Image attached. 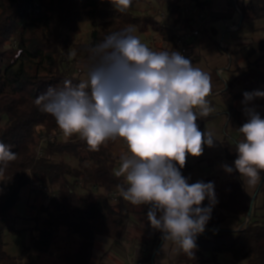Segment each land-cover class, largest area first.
<instances>
[{
    "label": "trees",
    "instance_id": "1",
    "mask_svg": "<svg viewBox=\"0 0 264 264\" xmlns=\"http://www.w3.org/2000/svg\"><path fill=\"white\" fill-rule=\"evenodd\" d=\"M140 1L146 0H133ZM163 1L172 11L182 13L186 27L172 29L152 16L138 17L129 10L117 12L109 0H0V142L10 145L17 154L15 160L0 164V179L4 183L0 190V264H19L30 251L37 252L29 256L37 262L41 253L49 252L56 233L63 227L82 239L75 252L61 257L63 264H91L98 234L116 239L130 237L128 218L147 216L149 206H134L125 200L113 203L108 197L109 191L124 183L123 176L115 174L121 155H114L107 141L98 150H91L80 137L60 140L56 121L35 100L50 86L60 88L66 79L73 83L80 79L71 66L72 48L78 54L89 56L90 49L106 36L133 25L141 32L151 26L175 44L182 32L192 28L193 18L184 14L179 0ZM189 1L196 9L208 12L209 1ZM238 7L243 19L264 18V0H241ZM84 21L94 24L92 40L75 44V33ZM245 48V57L251 59L257 52H264V41L249 43ZM261 59L260 56L255 64L238 68V78L251 74L256 76L254 87L264 84V71L252 66H258ZM231 85L227 84L224 92L225 112L230 116L229 122L238 129L247 116L243 118L238 112L241 93ZM256 111L264 118L263 105ZM213 117L209 114L202 120L206 122ZM43 133H52L54 138L42 146L43 154L39 156L37 137ZM224 144L226 158L235 160L237 143L225 140ZM62 154L77 158L79 166L53 159ZM189 168L185 163L180 170ZM34 180L47 188L49 198L32 218L38 234L31 237L30 244L23 247L19 256H13L4 249L6 233L15 230L11 211L20 202L22 189ZM78 187L89 194L79 195ZM228 187L226 197L212 209L207 232L196 237L195 259L182 256L186 264H205L208 251L213 255L228 252L243 264H264V179L253 194L247 191L243 181L233 180ZM208 203L205 199L202 206L207 207ZM230 215L243 216L244 220L235 229L223 227ZM161 236L156 230L146 242H140L139 235L136 236L135 243L147 244L141 256L147 264H152L153 255L163 242Z\"/></svg>",
    "mask_w": 264,
    "mask_h": 264
},
{
    "label": "clouds",
    "instance_id": "2",
    "mask_svg": "<svg viewBox=\"0 0 264 264\" xmlns=\"http://www.w3.org/2000/svg\"><path fill=\"white\" fill-rule=\"evenodd\" d=\"M126 12L133 0H109ZM132 26L113 32L90 49L85 75L49 87L35 104L50 114L65 137L78 136L91 150L121 138L127 147L116 176L120 196L134 206H149L147 219L162 233L165 245L195 259L196 237L205 231L217 197L213 182L189 184L181 170L188 155L199 157L216 139L202 132L198 117L211 112L207 100L210 76L179 51H155L134 35ZM243 103L264 98V91L245 92ZM247 120L238 128L234 167L252 186L264 177V118L245 108ZM11 146L0 142V164L16 159ZM177 165L179 167H177ZM208 200V206L202 204Z\"/></svg>",
    "mask_w": 264,
    "mask_h": 264
},
{
    "label": "rangeland",
    "instance_id": "3",
    "mask_svg": "<svg viewBox=\"0 0 264 264\" xmlns=\"http://www.w3.org/2000/svg\"><path fill=\"white\" fill-rule=\"evenodd\" d=\"M238 3H240L241 0H236ZM229 2L232 5V2L229 0ZM134 2L132 3V6L128 9L131 12H133L136 16H140L143 12H137L134 10ZM206 15H208V12H206ZM215 15L220 17H225V19H217L214 21V25L219 31L218 35V42L220 43L223 41L226 45L229 42H236L240 44L249 45V43H255L258 41H264V18L260 19H252L250 17H246L243 19V16H241L240 13L235 11L234 8L231 10H223V9H217L215 11ZM236 25V27L234 26ZM135 31L134 35L138 36L139 38L142 37L143 34H140L138 32L137 26L133 25ZM94 30V24L90 21H84L79 25L78 31L75 33V44H85L89 43L92 40L91 34ZM70 60L73 61L72 65L74 67V75L78 76L77 73H82L84 68L83 66L88 63V55H85L84 53L78 54L76 51H74V48L70 51ZM262 51L257 52L255 56L253 57L252 63H249V59L245 57V52H242L243 58L241 67H247L251 64H255V61L257 57H260ZM264 53V52H262ZM242 56L241 54H239ZM235 57V63L238 64L237 56ZM264 55V54H263ZM239 56V57H240ZM257 56V57H256ZM261 60L259 62V65L255 66L252 65L253 68H259L260 70L264 71V57L261 55ZM78 70V71H77ZM81 70V72H79ZM85 75V74H82ZM256 83V76L254 75H248L243 78V81L238 88H236L234 91L240 92L241 97L238 99V101L244 100V93L245 92H254L257 91V87H254ZM254 87V88H253ZM252 88V89H251ZM260 100V102H258ZM258 102V103H256ZM256 102L248 103L247 106H245L243 109V113L245 112V108H258L260 106H264V98H258ZM221 110L220 107L216 106L214 109L215 115H222L219 113ZM219 124V121H216V123H211L209 125H206L205 127H202L200 129L202 132L209 131L214 135V138L216 139L215 144L213 147H208L207 145L204 146L203 154L199 157H193L191 155H188L186 160L188 165L190 166L189 169L182 170V175L188 179V183L192 184L197 181H203L205 183L207 182H213L214 188H215V194L217 197V203L220 202L221 199L225 198L228 192L230 191V187H228V184L232 182L233 180H239L240 179L239 173L236 171H233L232 174H228L224 171V165L233 166L234 167V159L229 160L226 158V151L225 146L222 142V140H228L230 143L236 142L238 143L240 140L243 139V136L239 133L238 129H236L232 123L229 121L227 122L225 120V123ZM0 126H2V123H0ZM220 128H222L225 131L220 132ZM223 135V136H222ZM59 139H63V137L58 136ZM78 136H71L66 137L67 139H75ZM40 136L37 137L38 145L40 143ZM46 142H43V146H45ZM107 147L113 152L114 155H121L124 154V141L121 138L116 139H110L107 141ZM56 161H66L73 167L79 166L78 165V159L72 157L69 154H62V155H56L53 157ZM88 164V162H86ZM262 176V173H261ZM41 183L39 181L34 180V182L22 189L21 191V200L18 202L14 208L11 211V214L14 217V223L17 225V227H20L21 223L27 222V218L29 216H36L39 214L40 206L47 203V200L49 198V193L47 190H43L41 188ZM4 186V183L0 179V190ZM256 190V185H252L249 189V193L253 194ZM77 193L81 196H87L89 192L84 191L81 188H77ZM32 213V214H31ZM244 217L243 216H237V215H230L227 221L222 224L223 227L235 229L243 222ZM138 225H140L138 228V232L143 234L142 240L143 241H149L150 235H152L153 229L148 221V219L144 220H136ZM132 222V221H131ZM134 223V221L132 222ZM137 227V226H136ZM135 226L130 227L129 230L131 234L135 233L136 230ZM207 232V227L205 228V231L202 234H205ZM201 235V234H200ZM5 250L8 253H11L13 255H19L22 250L23 244L27 243L30 240V234L26 230H22V232L19 233H6L5 236ZM82 242V239L80 236H77L76 234H70L67 231V228L63 227L60 228L59 231L55 235V240L51 246L50 252L48 255L55 258L54 264H63V261L61 260V257H63L68 252H75L78 247L80 246ZM117 248L119 249L118 257L122 258V260L116 259L117 262L123 264L126 263L125 261H129L132 264H137L138 259L142 262H145L141 257H134L129 256L127 258V254L120 250L119 244H116ZM164 256H157L154 261V264H177V261L183 256V254L177 255L176 253L170 252L169 254H166L165 251H163ZM205 258L208 260L205 264H243V262L235 261L231 254L228 252H222L217 253L213 255V252L208 251L205 253ZM178 264H186L183 262H180Z\"/></svg>",
    "mask_w": 264,
    "mask_h": 264
},
{
    "label": "crops",
    "instance_id": "4",
    "mask_svg": "<svg viewBox=\"0 0 264 264\" xmlns=\"http://www.w3.org/2000/svg\"><path fill=\"white\" fill-rule=\"evenodd\" d=\"M230 1L232 2V5L229 2V0H211L209 2L210 5L207 8L208 17H209L208 24L206 25L205 28H203V30L201 31L202 33L198 37H193L190 40L191 49H190L189 60L195 67L200 68L202 71H204L210 76V84H211V91L207 97V100L209 102V107L211 108V112L209 114H211L214 117L206 122H203L202 117H198L196 122H197L199 129H202V127H205L206 125H209L211 123H216V121H219V124H221L220 125L221 127L222 124L225 123V120L227 122L229 121L230 116H228V114L225 112L227 106H226V102L224 101V92L226 89H228L227 84L229 83L232 84L231 87L233 90H235L236 88H238L237 86L241 84V82L243 81V78L248 76L246 75V76L238 78L239 73H237L236 71L238 68L244 67V66L241 67L242 63L240 62H242L241 58H243L242 52L246 53L245 47L247 45L232 42V41L226 45L223 41L219 43L218 38H217L219 35V31L215 27L214 21L220 18L225 19V17H220V16L215 15V11L217 9H223V10L227 9L229 11L232 8H234L235 11L240 13V11H238L239 9L238 4L240 3L236 2V0H230ZM134 6H135L134 7L135 11L140 12V13L143 12L138 17L152 16L154 17V20L160 21L166 27L172 28V29H177L179 27L181 28L186 27V21H185V18H183L182 13L172 11L171 7L167 5L163 0L162 1L146 0V1L134 2ZM234 26L236 27V25ZM138 32L140 34H143L142 37L139 38L141 42L145 43L152 50L168 51L169 53L176 50L175 44L172 41L166 40L160 32H158L151 26L142 32L138 29ZM236 54L242 55V56L239 55L240 57L237 56V60L239 62L238 64L235 63ZM263 54L264 53L261 52L260 56ZM253 57L249 59V63L254 62L252 60ZM82 74H85L84 70L80 74L77 73L78 75L77 77L81 78L82 76H84ZM257 90L264 91V84L259 85L257 87ZM257 99L258 98L254 99L251 102H256ZM243 101L244 100L237 102V109L241 117L244 118L246 114L245 112L243 113V110H244L243 108L247 105H245ZM258 102H260V100H258ZM216 106L221 108L219 113H221L222 115H218V114L215 115L213 111L216 108ZM258 108H256L255 110H258ZM221 131H225V130L220 128V132ZM63 139H67V138L64 136ZM224 141L225 139L222 140L223 144H224ZM121 155H123V153ZM116 163L117 164L115 167V172L120 167V163H121L120 159ZM186 163H187V160H186ZM258 183L255 184L256 188H257ZM244 185L246 186V189L249 192V189L251 186L248 185L247 183H244ZM33 217L35 216L33 215L29 216L27 218V222L21 223L20 227H17V225L14 223L15 230L12 232H9V233H19V232H22V230L28 231V233L30 234V240L27 243L23 244V247L29 245L32 239L31 237L36 236L38 234V231L34 229L35 223L32 220ZM146 218L147 216H130L128 218L130 227L137 226L135 233L132 234L130 237L123 236L122 238L116 239L115 237H112L109 235L105 236V235L98 234L96 236V244L93 248L94 250H93L91 264H121L116 261V259L122 260V258L118 257L119 249L117 248L116 244H119V247L121 248L120 250H123L127 254V258H129V256L141 257L142 251L146 250L147 248V244H144V245L139 244V241L141 242L142 240L143 234L142 232L141 233L138 232L140 225H138L136 220L141 221ZM131 221L132 222L134 221V223H132ZM138 235H139L140 240L135 243L134 240L136 236ZM150 238H152V235H150ZM163 244H164V241L161 243L160 248L155 253L153 261L159 255L164 256V254H161V253H164L163 251H165L166 254H169L170 252L175 253L173 251V246L171 245L170 242L165 245L164 250H163ZM23 247H22V250H23ZM49 252L41 253L38 261L34 262L30 260L29 256L31 257L37 254V252L30 251L29 256L24 258V260L20 261L19 264H54L55 258L53 257V255L52 256L48 255ZM19 255H13V256H19ZM181 258L179 259V261H177V264L180 262H183ZM125 262L126 263H123V264H132L129 261H125ZM137 264H145V262H142L138 259Z\"/></svg>",
    "mask_w": 264,
    "mask_h": 264
},
{
    "label": "built area",
    "instance_id": "5",
    "mask_svg": "<svg viewBox=\"0 0 264 264\" xmlns=\"http://www.w3.org/2000/svg\"><path fill=\"white\" fill-rule=\"evenodd\" d=\"M206 1L210 2L211 0H206ZM179 2L182 5L184 14L193 18V22H192V28L189 31H184L179 35V37L175 42V47H176V51H179L185 58L189 59L190 49H191L189 47V41L191 38L198 37L202 33L201 31L208 24L209 17L208 15H206L205 12L196 9L195 6L189 0H179ZM238 11L240 10L238 9ZM79 72H81V70H79ZM53 136L54 135L52 133H47V134L43 133L40 135L41 140L39 145L37 146V152L39 156L43 154L42 152L43 142H47L48 140L53 139L54 138ZM59 136L61 137L64 135L62 134V132H60ZM123 149H124V154H126L127 152L126 144L124 145ZM41 188L43 190H47V188L44 187L43 185H41ZM108 197L110 201H112L113 203H118L120 202V200H124L120 196L119 189H113L109 191Z\"/></svg>",
    "mask_w": 264,
    "mask_h": 264
},
{
    "label": "water",
    "instance_id": "6",
    "mask_svg": "<svg viewBox=\"0 0 264 264\" xmlns=\"http://www.w3.org/2000/svg\"><path fill=\"white\" fill-rule=\"evenodd\" d=\"M249 215L248 216H250L251 214H250V211H249V213H248ZM155 255V254H154ZM154 255H153V258H154ZM152 264H154V261H153V259H152Z\"/></svg>",
    "mask_w": 264,
    "mask_h": 264
}]
</instances>
